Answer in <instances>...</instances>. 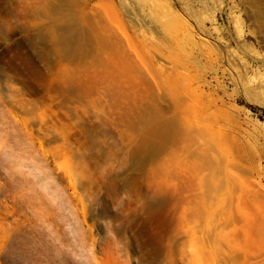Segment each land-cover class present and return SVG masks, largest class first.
<instances>
[{
  "label": "rangeland",
  "instance_id": "obj_1",
  "mask_svg": "<svg viewBox=\"0 0 264 264\" xmlns=\"http://www.w3.org/2000/svg\"><path fill=\"white\" fill-rule=\"evenodd\" d=\"M152 1L91 4L115 14L128 37L154 42V29L133 22L147 17ZM157 1L175 21L181 42L174 54L195 57L182 72L183 101L219 92L210 108L179 111L199 126L223 111L244 132L243 158L232 157V192L251 225L234 213L233 227L210 223L220 233L211 238L207 177L198 174H207L199 154L206 143L194 144L195 157L182 168L179 130L166 113L172 109H162L145 68L125 79L116 57L91 50L64 61L67 28L83 11L68 0H0V264H264V170H241L254 161L264 167V0ZM96 11L103 25L108 18ZM108 33L123 39L112 24Z\"/></svg>",
  "mask_w": 264,
  "mask_h": 264
},
{
  "label": "bare ground",
  "instance_id": "obj_2",
  "mask_svg": "<svg viewBox=\"0 0 264 264\" xmlns=\"http://www.w3.org/2000/svg\"><path fill=\"white\" fill-rule=\"evenodd\" d=\"M92 1L93 0H68L69 3L74 4V6L78 12L83 11L85 13V17L83 20H79L77 22L76 27L74 29H71L70 27L67 28V34L65 35L64 42H63V59H64V61L65 60L71 61L75 58L82 59L91 50L93 52L100 53L102 55H113L114 57H116L118 62H119L121 73L124 75V73L126 71V74L124 75L125 79H127V77L129 76L128 73H130L131 71H132L133 75L138 73V72L134 71V68L137 67L138 65H140L141 68H145L147 71L146 76L149 79L148 80V82H149L148 86L150 89H153V90H156L159 92V99L161 100L160 104H161L162 109H172V110L166 111V113L169 112L172 115V116H170L171 118L167 116L166 119L170 118L169 120L174 122V124L177 125L178 130H179V131L175 130L174 129L175 127L173 128V130L178 131L176 133H178V140H179V143L181 144V146H179V147L177 145L176 148L178 147L177 149H179L178 156L181 157L180 163H181L182 168H183V165H185V162L187 164V163H189V160L191 158L195 157L196 153L194 150H192L194 144L196 146L198 145V147H199L200 144H197L198 141H200L201 144H202V142L206 143V147H204V150L206 149V151L203 152L201 150V148L199 147L200 148L199 154L201 153L202 156H204V154H205V158H204L205 169L204 170L207 171V174L205 172L204 174H206V175H204L203 177L201 176L202 171L198 174L200 175L201 178H203V180H204L205 176L207 177L206 178V181H207V191H206V202L207 203H206V206L208 209V215H209V219H210L208 224H210L211 222L212 223H214V222L218 223L219 221L222 220L223 224L221 223L222 222L221 221V222H219L220 224H218V225H221V226L223 225L224 226V227L222 226L223 228L228 227V226L233 227L234 226L233 214L237 213L239 216L238 217L239 221L242 218L243 224H245V225L250 224L251 225L252 221L247 218L248 214L246 216L242 212L244 209L240 206L239 199L232 192L234 190L233 186H235V184H237V176L236 175H238L237 174L238 169L237 170L235 169V166L238 165V163L235 162L234 159L232 160V157L235 154V158H237V159L243 158L242 152H243V147L245 145L242 143L244 141L241 142V140L243 138L239 137L240 135L242 137V132H243L240 128V125L233 121V118L230 116V114L225 113L223 111H220L214 115H208L209 118L207 119L206 123L202 124V122H201V124L199 126L198 124L196 125V123L189 121L183 115L186 110L185 111H183V110L179 111V109H191V108H193V109H200L201 110V109L210 108L216 104V102L219 100V97L216 95L218 91L216 89H212L208 94H206L207 99H205V100H199L197 102L194 101L195 103H193L191 101L192 104H190V105H188L187 103H185L183 101L182 97L184 95L186 96V94H184L186 90L182 91V93H181V90L182 89L184 90V85H185L182 78H183V75L185 73H187L188 63H189L188 61L194 60L195 57L189 56L187 59L181 60L178 56H176L174 54L175 48L177 49V45L179 44V42H178L179 34L176 30L177 28L175 26L174 19L169 18L167 13L164 12L165 11L164 6L159 1L153 0L148 7L149 10H148V13L146 14L147 17L144 16L141 18H137L135 16L136 18L134 19L133 22H134V25H136L140 29H143V28L154 29L158 34V38L154 42H151L148 39H145L144 37H142V39L140 41H136V40H134V39H132L126 35L122 22L119 19H117L115 14H109V12H107L108 8H104L103 4L100 5V3L99 4L97 3V4L92 5L91 4ZM97 6H98V8H97ZM96 9H97V11H98V9L100 10L101 15H104L105 19L108 18L109 23H108L107 19H106L107 22L104 23L105 25L104 24L100 25V23H97L94 21L93 14L95 13ZM85 10H87V12ZM111 24L114 28L116 27L120 30V32L122 34V38H123L122 40L116 42L113 39H111V37L108 33ZM69 43H71L74 46L73 49H71V47L69 46ZM187 46H188V44H187ZM129 56H132L135 59L133 60L132 57L130 59ZM158 59L165 62V64H167L168 67L163 68L162 66H158V68H155L158 65V62H157ZM182 72H185V73L182 74ZM135 77L142 79L141 75H137ZM178 80L180 82H177ZM194 80H195V78H194ZM201 82H203V84L206 83V82H204V80ZM221 87L222 86L220 85L216 88L219 89ZM187 91H188V89H187ZM160 96H161V98H160ZM196 99H198V98L196 97ZM189 118H190V116H189ZM166 123H168V121L164 120V123H161V124L162 125L165 124V126H167ZM174 124L172 126H174ZM162 128H164V126H162ZM161 138L163 140V144H165L167 141L166 135L162 134ZM174 138L176 139V137H174ZM246 138H248V136ZM255 138H256V136H255ZM164 146L165 145H163L162 148H165ZM250 147L252 148L251 145H250ZM196 149H198V148H196ZM255 149H257V148H255ZM164 150L165 149H163V151ZM199 154H197V156L199 158L200 157L202 158V156H199ZM198 157H197V160H198ZM248 157H250V154ZM252 157L253 158L251 160L254 159L253 155H252ZM256 157L258 158L259 156H256ZM193 161L196 162L195 158ZM240 162L241 163H239V164L241 166L242 161H240ZM200 163H201V161H200ZM253 163H255L254 166H252L248 163V166L250 165V166H252V168H250V166H249V168H248V166L246 167V164H245V166H244V167H246V169L244 168L245 171H244V169H241V170L243 172H247V173H248V170L251 173L255 170L256 175H258L261 170H264V167L261 165V163H260V165L262 167L259 164H256V161H254ZM189 164H188V170H190ZM192 164H194V163L192 162ZM192 164H191L192 170L197 168V166H198L197 162H196L195 168H193L194 165H192ZM178 166H180L179 163H178ZM181 166H180V168L176 167L177 170L180 171ZM231 166H232V169L234 168L236 170L235 171L236 173L235 172L232 173V171L230 169ZM239 169H240V167H239ZM242 171L239 170V173H242ZM180 172H182V171H180ZM251 173H249V174L251 175ZM187 174L188 173L186 172V175ZM189 174H190V172H189ZM191 175H192V173H191ZM194 175L197 178L198 175L197 174H194ZM252 175H253V173H252ZM180 177H181V175H180ZM180 177H178V178H180ZM163 178H164V175H163ZM193 180L194 179H192V182H193ZM198 180H200V178ZM196 181L197 180L195 179L193 182L194 185H195ZM206 181H205V184L203 182L202 183L204 185H206ZM189 182H188V184H189ZM179 183H177V185H179ZM199 185H201V188L204 187V185H202L200 183H199ZM162 186H163L162 192L164 191V193H165V190H163V189H166L165 188L166 187L165 179L163 180ZM188 186H191V188L194 189L192 187V185H188ZM191 188H190V192H191L190 197H191L192 191H193V190H191ZM199 188L200 187L198 186V190H199ZM176 189H178L177 186H176ZM181 190H182V192L180 191V194L183 195L184 188ZM186 191H187V189L185 190V192ZM195 191L197 192L196 189H195ZM201 191L196 193V194L197 195L199 194V196H200ZM188 193L189 192H187V194ZM182 195L180 197L181 199H182ZM192 196H194L195 200L198 197V196L195 197L194 192H193ZM186 197L184 196L185 199H186ZM180 198H179V200H181ZM194 198L192 197L193 200H194ZM187 199L189 200V195H188ZM189 201L187 202V204L189 203ZM178 202L181 205L180 201H178ZM179 204H177V205H179ZM182 204H183V201H182ZM197 205L199 206L200 204L197 203ZM183 206L184 205H182L181 208H183ZM195 206H196V204H195ZM181 208L179 207V210L182 213ZM200 209H203V208L200 207ZM196 211L198 212V210H196ZM202 213H203V211H202ZM193 214L196 215L197 213H193ZM180 216H181V214H180ZM204 216H205V214H203V218H204ZM198 217L201 218L200 213L198 214ZM198 217L195 216L197 221L198 220L200 221V219ZM180 219H181V217H180ZM196 219H195V222H197ZM201 220H202V218H201ZM253 220H254V218H253ZM255 221L257 223L256 219H255ZM214 224H212V227L214 226ZM216 226H217V224H216ZM212 227L210 224L209 230H211ZM213 228H215V230H213V231L211 230V234L213 232L216 236V239H217V235L215 232L217 231V233H218V229L216 227H213ZM220 230H221L220 232L223 231L222 229H220ZM209 234H210V232H209ZM218 234H220V233H218ZM203 237H204V235H203ZM212 237H213V234L211 235V238ZM209 240L211 241L210 238H209ZM195 245H196V243H195Z\"/></svg>",
  "mask_w": 264,
  "mask_h": 264
}]
</instances>
